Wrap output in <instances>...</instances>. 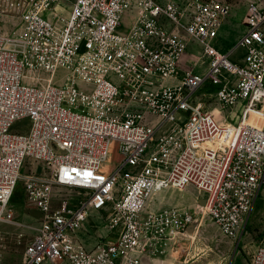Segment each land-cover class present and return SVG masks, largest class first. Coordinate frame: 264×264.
<instances>
[{
	"label": "built area",
	"instance_id": "1",
	"mask_svg": "<svg viewBox=\"0 0 264 264\" xmlns=\"http://www.w3.org/2000/svg\"><path fill=\"white\" fill-rule=\"evenodd\" d=\"M61 1H20L18 26L0 35V227L21 182L42 215L22 264H149L197 225L195 209H149L170 187H194L222 234L241 239L264 197V122H249L264 118V0H245L228 51L227 0H73L68 15ZM206 83L221 118H238L230 146L213 145L222 120L195 99ZM92 212L108 233L88 248L77 235ZM250 264H264V244Z\"/></svg>",
	"mask_w": 264,
	"mask_h": 264
},
{
	"label": "rangeland",
	"instance_id": "2",
	"mask_svg": "<svg viewBox=\"0 0 264 264\" xmlns=\"http://www.w3.org/2000/svg\"><path fill=\"white\" fill-rule=\"evenodd\" d=\"M4 1L8 4L9 11L0 16V35L8 36L19 24V17L14 11V6L22 0ZM177 1L179 6L185 9L192 0ZM227 1L232 4L233 10L224 23L227 30L221 36V50L223 51L230 50L243 35L247 13L245 0ZM72 2L73 0L61 1L56 11L60 14L68 15ZM193 48L195 52L190 58L198 61L199 64L202 63L200 61L201 55L199 49ZM244 54L243 49H238L232 55V60L240 63ZM203 67L205 65H199L200 70ZM62 75L59 72L56 80H61ZM168 83L171 84L173 81H169ZM217 89V87L210 83H206L196 93L195 99L204 105L203 108L206 111L214 113L218 119L222 120V133L212 142L217 148H222L223 145L230 146L235 134L234 124L238 122V118L235 115L229 114L228 119L225 121L224 118L225 115H228V111H221V107L218 105L215 97ZM221 114L224 118H221ZM251 120L254 123H261L264 118L258 115L251 118ZM27 124V120L21 121L13 129L16 131L23 130ZM26 172L27 169L24 168L23 173ZM60 193L63 196H72L73 194L72 191L66 189H61ZM199 197L200 193L194 187L188 186L183 190L170 187L152 198L149 209L157 210L163 207L191 208L195 209L198 214L197 225L191 232L182 237L179 245H174L167 249L165 253L158 254L149 259V264H250L255 250L264 244V197H260L257 201L242 237L238 240L224 236L218 225L203 212L204 209H201L198 203H195L194 207L185 206L195 199L197 201ZM6 217L9 222L0 227V246L3 250L5 264H22L24 254L33 241L36 235V228L39 226L42 218L41 213L28 204L23 182L19 183L15 190L8 205ZM98 231L101 236H104L108 233V228L106 224H103L99 215L96 212H92L88 224L80 232L93 238L96 237V241H98Z\"/></svg>",
	"mask_w": 264,
	"mask_h": 264
},
{
	"label": "crops",
	"instance_id": "3",
	"mask_svg": "<svg viewBox=\"0 0 264 264\" xmlns=\"http://www.w3.org/2000/svg\"><path fill=\"white\" fill-rule=\"evenodd\" d=\"M132 21H131V19L129 18V17H126L125 18V26L126 27H124L125 29H127L128 27H129V25H130V23H131ZM226 27H225V25L223 26V28H222V31H221V36L223 35V33L224 32H226ZM197 201H198V199H197ZM197 201H196V199L195 200H193V201H191L190 203H188L187 205H185V206H187V207H194L195 206V203H197ZM94 227V226H93ZM78 238L84 243V245L86 246H88V248H92V246H94V243L95 242H97L96 240H97V238L96 237H90V236H88V235H86L85 233H81V232H79L78 233ZM96 244V243H95ZM86 246V247H87Z\"/></svg>",
	"mask_w": 264,
	"mask_h": 264
},
{
	"label": "bare ground",
	"instance_id": "4",
	"mask_svg": "<svg viewBox=\"0 0 264 264\" xmlns=\"http://www.w3.org/2000/svg\"><path fill=\"white\" fill-rule=\"evenodd\" d=\"M204 106V105H203ZM255 116H258L257 114H255V113H253L251 116H250V118H249V122L251 123V124H253L254 126H256V127H259V128H261V127H263V122H264V120H262L261 121V123H254V122H252V120H251V118H253V117H255ZM210 144H212V143H210V142H206V143H204L202 146H208V145H210ZM11 202V201H10ZM201 209H204L203 207H201V206H199Z\"/></svg>",
	"mask_w": 264,
	"mask_h": 264
},
{
	"label": "water",
	"instance_id": "5",
	"mask_svg": "<svg viewBox=\"0 0 264 264\" xmlns=\"http://www.w3.org/2000/svg\"><path fill=\"white\" fill-rule=\"evenodd\" d=\"M201 204L204 205V204H205V200H202V201H201Z\"/></svg>",
	"mask_w": 264,
	"mask_h": 264
}]
</instances>
